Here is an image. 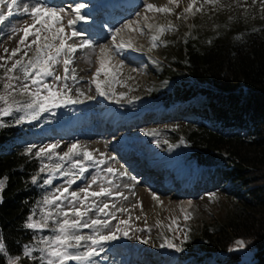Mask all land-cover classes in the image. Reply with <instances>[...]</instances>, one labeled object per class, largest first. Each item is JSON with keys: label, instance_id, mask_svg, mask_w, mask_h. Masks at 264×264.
I'll return each mask as SVG.
<instances>
[{"label": "rangeland", "instance_id": "rangeland-1", "mask_svg": "<svg viewBox=\"0 0 264 264\" xmlns=\"http://www.w3.org/2000/svg\"><path fill=\"white\" fill-rule=\"evenodd\" d=\"M35 2L36 0H20L23 6H30ZM44 2L50 6L65 8L67 15L63 16L61 26L66 34L70 35L72 30L81 33L80 37H74L68 43L87 41L91 45L78 48L73 56V63L69 66L72 70L70 74H74L76 79L65 82L71 89L68 95L80 102L40 112L36 119L26 116L20 122L17 121L25 113L14 112L10 116L0 117V128L16 127L19 134L16 143L25 153L35 157L40 148L58 145L47 155L36 157L40 167L62 164V172L76 171L72 169V161L59 159L72 144L78 145L77 151L82 153L87 150L95 160H104L102 165L85 162L88 171L71 185L70 191H79L90 185L91 177L97 176L98 182L92 184L89 191L98 192L103 186L110 189L112 195L89 197L85 205L90 206L93 201L100 206L108 203L106 211L115 212L117 217L111 220L113 227L119 220H128V225H121L127 231V236L118 233L116 240L103 242V250L91 261H69L68 264H223L224 254L205 258L200 262L196 259L183 261L179 258L185 236L196 232L204 224L225 219L231 208V200L227 197L231 190L223 186L221 168L204 167L197 170L188 164L185 159L188 149L183 141L187 129V124L182 119L185 109L178 102L171 105L162 103L154 96L153 90L160 92L167 84L168 81L161 74L162 63L166 58L176 55L192 33L201 31L207 34L220 27L222 19L227 20V23L237 20L254 25L264 12V5L260 0H218L216 4L195 0L192 12L185 13L184 9L192 0H179L178 4L170 3L169 0ZM148 3L167 7L171 12L146 10L145 5ZM79 5H83L80 11L83 19L76 20L75 28L70 29L68 20L75 18L72 10ZM197 8L200 10L197 11ZM129 22H133L132 29L142 31L125 28ZM30 23V18L19 8L16 15L10 18V23L6 21L0 24V56L5 57V60H0V64L6 62L7 67H10L15 59L23 55L25 46L18 45V37L23 33H13L12 28L24 27ZM148 25L152 27L149 28ZM160 28L165 30L161 32ZM117 29L120 31L117 32ZM153 35L158 36L156 47H152ZM33 38L30 36L26 43ZM129 43L131 47L127 46ZM114 44L125 46L117 51ZM101 45H108L112 49V60L107 67L115 73V78L107 77L110 83L102 84L105 95H100L93 83L96 68L99 67ZM17 46L22 49L21 53L13 60H7V55ZM4 48L9 49L7 54L4 53ZM32 48L34 50L35 45ZM33 54L30 51L29 57ZM4 73L5 69L0 68V91H3V83L6 82ZM54 73L64 77L62 62L54 67ZM99 79L104 81L106 77L101 74ZM48 82L52 83V78H48ZM16 99L24 101L27 97L17 95ZM29 148L32 149L31 152H28ZM82 159V155L73 157V160ZM107 168H112L115 174L104 171ZM41 174L43 181L48 178L47 169ZM67 179L69 177L55 173L53 183L45 185L44 195L57 187H66ZM108 180H111V184L107 183ZM117 193H123L127 199ZM153 194L159 197V201L153 200ZM83 196L84 193H81V198ZM42 198L32 211L36 213L33 217L36 220L40 219V209L44 207ZM1 200L2 192L0 202ZM113 204L116 208H112ZM63 206L68 210L67 201ZM51 210L53 218H58L55 217L54 206ZM185 216L190 218L186 220ZM95 218L110 219L93 210L84 220ZM49 223L52 227L55 226L51 221ZM31 231L34 237L27 245L34 248L43 246L37 243L39 237L54 234L51 230ZM102 232L107 234V230ZM80 234L91 235L92 229H81ZM145 240L148 242L144 243ZM168 242L175 247H168ZM236 242L230 246V251H240L243 259L251 261L252 250L245 249V246L239 248ZM40 255L38 251L33 252L38 264ZM17 256L20 257L18 264H24V260H34L32 257H25L23 251Z\"/></svg>", "mask_w": 264, "mask_h": 264}, {"label": "trees", "instance_id": "trees-1", "mask_svg": "<svg viewBox=\"0 0 264 264\" xmlns=\"http://www.w3.org/2000/svg\"><path fill=\"white\" fill-rule=\"evenodd\" d=\"M264 12L254 25L237 20L207 34L192 33L162 63L167 84L153 90L162 103H180L187 124L185 159L194 169L221 168L231 208L223 221L204 224L181 243L183 261L224 254L223 264H264ZM1 90V88H0ZM156 91V92H155ZM18 129L0 128V236L8 256L22 253L34 237L27 218L45 193L40 163L16 143ZM7 145V146H6ZM36 176V183L32 177ZM236 241L252 250L251 261L230 251ZM24 264H38L24 260ZM218 264V262L216 263Z\"/></svg>", "mask_w": 264, "mask_h": 264}, {"label": "snow or ice", "instance_id": "snow-or-ice-1", "mask_svg": "<svg viewBox=\"0 0 264 264\" xmlns=\"http://www.w3.org/2000/svg\"><path fill=\"white\" fill-rule=\"evenodd\" d=\"M170 3L178 4L179 0H169ZM206 3L216 4L218 0H205ZM195 0H192L185 9V13L192 12L193 4ZM260 3L264 5V0H260ZM83 5L75 7L72 11L75 13L74 19L68 20V27L70 29L75 28L76 20L83 19L80 15V11ZM22 8V12L25 16L31 20L30 24H26L24 27H13V33L22 32L23 35L18 37V45H24L25 51L19 59H15L10 67H7V63L0 64V68L5 69L4 78L6 82L3 83V91H0V117L10 116L14 112H23L25 116H21L17 122L24 120L26 116H30L32 119H36L40 112H45L51 108H57L65 104L77 103L80 101L73 100L68 92L71 91L68 88V79L75 80L76 76L70 74V65L73 63V56L77 52L78 48L91 47L87 41L72 42L74 37H80L81 33L76 30H72L70 35L65 33V29L62 25L63 16L67 15L65 8L50 6L44 2V0H36V2L30 6H23L20 0H0V24L6 21L10 23V18L16 15L17 9ZM146 10H151L161 13H169L171 9L167 7H157L151 3L145 5ZM200 9L197 8V11ZM264 11V9H262ZM264 18V17H262ZM145 19H148L145 17ZM54 20V23H53ZM133 22H129L124 27L129 30L142 31L140 29H132ZM37 24L40 26L37 27ZM149 28L152 25H148ZM171 27V26H169ZM165 29L160 28L159 31L163 32ZM120 30L117 29V32ZM34 37L29 43H26L29 37ZM153 41L152 47H156V41L158 36L153 35L151 37ZM115 41V33L113 35ZM58 41V43H57ZM35 45L33 50L32 46ZM117 51L124 47V44L113 45ZM131 47L129 43L127 45ZM22 49L17 46L11 50L10 55H7V60H13L18 53H21ZM33 51V55L29 57V52ZM9 49L4 48V53H8ZM112 49L108 45L100 46L99 67L96 68L93 83H95L96 90L100 95H105L102 88V84L110 83L107 79L108 76L115 78V73L111 68L107 67L112 60ZM27 57V59H25ZM0 60H5L4 56H0ZM62 62L64 66V77L61 78L54 73V67ZM104 74L106 79L101 81L100 75ZM48 78H52V83L48 82ZM16 82V83H14ZM60 82V83H57ZM26 96L24 101L16 99V96ZM58 145L52 144L47 148H40L35 153L36 157H42L52 152ZM78 145L72 144L62 156H59L61 161H72V169L68 172H62V164H56L52 167L48 165H42L40 172L48 171V178L43 181L44 185H51L55 178V173L59 172L62 176L69 177L66 181V187L62 189L60 187L49 194H45L42 198V207L40 209V219L36 220L33 217L36 215L33 212L27 218L25 227L35 232H44L45 230H51L54 234L51 236L39 237L38 245L42 247H32L31 245L23 246V255L25 257H33V252H40L39 264H68L69 261L87 262L91 261L93 257L99 255V252L103 250V242L112 241L118 238V233L127 236V231L121 227V225H128V220H119V223L113 227L111 220L117 219L115 212L106 211L109 208L108 203H104L102 206L93 201L90 206L85 205V201L92 198H98L101 196H111L110 189L101 186L100 191H89L92 184L98 182L97 176L91 177V184L81 188L79 191H70L71 185L76 183L77 179L83 177L84 173L88 171L85 162H92L97 165L105 163L104 160H95L92 153L85 150L82 153L77 151ZM32 149L29 148L28 152ZM82 160H73V157L81 156ZM51 159V157H49ZM106 171L109 174L114 175L115 172L112 168H107ZM123 175V173H122ZM6 178H0V192L4 190ZM37 177H32V182L36 183ZM107 183L111 184V180ZM81 193H84L81 198ZM117 195L123 196V193H117ZM153 200L159 201V197L153 194ZM67 201L69 208L65 210L64 203ZM191 202H189L190 204ZM77 204L81 205L80 207ZM55 207V217L51 210ZM83 207V210H82ZM112 208H116L113 204ZM95 211L97 214H103L104 217H110V219L95 218L90 220H84V217L88 216L89 212ZM124 212L127 209H117ZM189 216H185V219H189ZM52 222L55 226L52 227L49 222ZM81 229H92L91 235L80 234ZM102 230H107V234H103ZM187 239V236H185ZM148 241L145 240L144 243ZM236 244L239 248H243L244 242L237 241ZM163 246V245H162ZM168 247H175L171 242H168ZM80 249H84L80 251ZM178 251L180 249H177ZM0 253H5V243L3 237H0ZM20 260L19 256H8V264H18Z\"/></svg>", "mask_w": 264, "mask_h": 264}]
</instances>
